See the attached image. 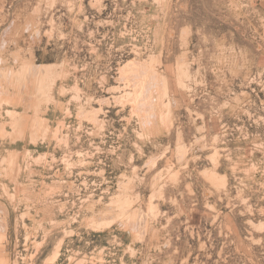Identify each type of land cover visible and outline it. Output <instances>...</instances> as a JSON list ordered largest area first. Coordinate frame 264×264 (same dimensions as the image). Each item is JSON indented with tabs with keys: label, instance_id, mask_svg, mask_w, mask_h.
Returning <instances> with one entry per match:
<instances>
[{
	"label": "rangeland",
	"instance_id": "rangeland-1",
	"mask_svg": "<svg viewBox=\"0 0 264 264\" xmlns=\"http://www.w3.org/2000/svg\"><path fill=\"white\" fill-rule=\"evenodd\" d=\"M0 264H264V0H0Z\"/></svg>",
	"mask_w": 264,
	"mask_h": 264
}]
</instances>
